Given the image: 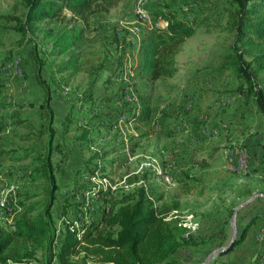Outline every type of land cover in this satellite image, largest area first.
<instances>
[{"label": "rangeland", "instance_id": "rangeland-1", "mask_svg": "<svg viewBox=\"0 0 264 264\" xmlns=\"http://www.w3.org/2000/svg\"><path fill=\"white\" fill-rule=\"evenodd\" d=\"M167 1L190 9L195 0H118L109 13L92 16L86 25V42L75 52L88 70L106 68L102 83L95 90L96 97H101V110L109 112L102 105L104 97L117 94L124 100L115 99L109 104L112 109L118 108L113 129L97 127L91 136L92 143L82 145L78 140L82 134L76 124L64 134V120L72 101L86 89L90 77L73 71L60 76L59 67L69 61V56L52 55L53 42L45 40L44 32L53 24L41 22L37 30L23 38L6 20L25 12L23 1L0 0V119L7 121L6 132L0 134V151L9 153L0 161L1 224L7 227L12 224L20 199L28 194L35 195L34 200L44 201L46 191L44 181L34 173L35 158L45 152L49 138L45 113L41 110L44 94L36 78L34 46L46 62L44 77L48 80L55 74L62 85L52 100L55 112L53 157L61 187L53 208L56 227L62 228L61 215L65 207L74 206L76 212L72 221L77 229L83 223L99 220L112 202L120 201L145 185L154 189L153 199L161 195L164 199L161 203H179V210L170 216L175 215L189 233L206 239L216 231L214 226L229 218L228 211L234 202L239 203V208L258 195L243 202L237 192L249 184L264 185L261 147L264 115L257 111L253 101L243 102L237 93L239 81L234 73L220 75L212 70L232 55L234 35L224 30L228 23L224 0H204L203 14L198 15L196 10L190 15L197 17L200 26L183 46L178 56L179 72L174 78L147 86L134 78L133 65L138 61L143 31L155 28L150 29L149 24L165 26L164 22L157 23L148 10L154 13ZM65 14L71 16L68 12ZM120 56L122 67L118 68ZM111 73L117 75L111 77ZM201 75L209 77L210 86L204 85ZM109 77L113 83L105 84ZM55 88L58 87L54 85ZM142 98L147 101L145 107L151 109V119L131 123L132 114L144 107ZM75 114L81 117L78 126L85 125V113L75 111ZM23 118L25 123H20ZM195 118L204 135L202 138L191 133V121ZM216 123L221 130L215 128ZM96 152L106 154L110 162L100 166L104 172L89 179L94 185L92 192L87 190L75 195L78 184L88 181L79 170ZM25 156L28 159L25 160ZM101 189L108 193L106 201L109 203L100 197ZM258 198L262 201L254 199L249 208L246 206L237 212L234 221L233 216L230 218L222 247L207 244L185 251L176 264L253 263L264 254L263 221L257 222L240 247L226 255H218V252L231 243L234 227L239 235L251 218L264 216V197ZM216 254L218 256L212 259ZM208 259L211 260L206 263Z\"/></svg>", "mask_w": 264, "mask_h": 264}, {"label": "trees", "instance_id": "trees-1", "mask_svg": "<svg viewBox=\"0 0 264 264\" xmlns=\"http://www.w3.org/2000/svg\"><path fill=\"white\" fill-rule=\"evenodd\" d=\"M22 1L25 12L21 16L8 17L6 20L9 27L26 38L37 30L39 23L44 21L52 23L53 27L44 32L45 40L53 42L52 55L69 56V61L59 67V75L64 76L65 72L73 71L74 74L83 72L86 77H90L86 89L80 95H76L71 103L64 120V134H68L72 125L76 124L82 134L78 140L83 142L82 145L91 144L92 133L97 127L113 129L118 108L112 109L110 103L115 99L121 101L124 98L117 94L114 97H104L102 105L109 112L101 110L99 102L101 97H96L95 90L102 83L103 71L106 68L88 70L75 51L86 42V25L91 17L109 13L117 5L118 0ZM192 3L194 6L190 9L176 7L169 1L160 5L154 13L147 9L157 23L164 22L165 26L143 31L138 61L133 65L135 80L147 86L149 83L164 82L177 75L178 56L200 26L197 17L192 18L190 15L195 14L196 10L198 15L203 14L201 10L206 5L204 0H195ZM223 4L227 6L228 17L224 30L234 35L232 55L227 58L228 61L212 70L220 75L225 72L234 73L239 81L238 95L247 104L253 101L257 111L264 115V0H224ZM114 35L118 42V36L116 33ZM33 48L36 78L44 94L41 110L45 113L49 134L45 152L35 158L34 173L42 178L46 191L44 201L34 200L35 195L28 194L25 199H20L9 227L0 223V264H89L90 261L93 264H176L178 257L183 256L185 251L199 249L207 244L222 247L227 239L226 229L230 218L239 203H233L228 211L229 218L224 223L214 226L216 230L214 233L206 239H200L194 235L195 233H189L175 215L170 216L175 210H179V203L172 205L161 203L164 200L161 195L159 199H153L154 189L150 190L145 185L124 196L120 201L112 202L99 220L83 223L77 229L74 220L72 221V215L76 212L74 206L65 207L63 216L61 215L62 228L56 227L53 208L61 187L53 157L55 112L52 100L53 96L60 92L58 89L62 85L61 80L57 81L55 74L48 80L44 77L46 62L40 58L38 48L35 46ZM121 67L120 56L118 68ZM111 74V77L117 75ZM104 83L113 82L109 77ZM54 85L58 88L54 89ZM1 98L0 92V100ZM146 102L143 99L144 107L139 113L135 111L129 122L140 123L151 119V109L145 107ZM75 111L85 113L83 115L85 125L78 126L81 117L77 116ZM20 120V123H25L24 118ZM191 123L193 136L204 137L198 119H193ZM6 130L7 121L0 119V134ZM261 147L264 150V138ZM6 155L9 153L0 151V161ZM26 156L25 160L28 159ZM109 162L106 160V154L94 153L85 162L84 168L79 170L82 177L88 181L78 184L74 194L78 195L87 190L92 192L94 185L89 179L98 172H104L105 169L100 166ZM256 186L249 184L243 187L237 192V197L245 202L246 198L250 199L254 194H264V185ZM98 193L104 198L105 203H109L106 201L108 193L102 189ZM261 201V198L255 200ZM71 209L72 214L69 212ZM258 221L264 222V216L256 215L245 223L231 251L246 242L250 230ZM220 224L223 226L220 227ZM71 227H74L75 231H72ZM39 254L42 255L41 258ZM251 264H264V254Z\"/></svg>", "mask_w": 264, "mask_h": 264}, {"label": "water", "instance_id": "water-1", "mask_svg": "<svg viewBox=\"0 0 264 264\" xmlns=\"http://www.w3.org/2000/svg\"><path fill=\"white\" fill-rule=\"evenodd\" d=\"M258 197H264V195H263V194L255 195L252 199H250L249 201H247V202H245L243 205H241L239 208H237L236 211H235V213H234V215H233L232 221H234V217L236 216L237 212H238L240 209L245 208L246 206L249 205L250 202H252L254 199H256V198H258ZM234 229H235V235H234V237H233L231 243H230L226 248H224L222 251H219V252H218V255H220V254H222V253H225V252H228V251L233 247V245H234V241H235V239H236L237 236H238V235H237V234H238L237 228L234 227ZM218 255L216 254L212 259L216 258V256H218ZM209 260H211V259H208V260L206 261V263H207Z\"/></svg>", "mask_w": 264, "mask_h": 264}, {"label": "crops", "instance_id": "crops-1", "mask_svg": "<svg viewBox=\"0 0 264 264\" xmlns=\"http://www.w3.org/2000/svg\"><path fill=\"white\" fill-rule=\"evenodd\" d=\"M222 75H223V74H222ZM200 78H201L200 80H203V79H204V81H203L204 85H208V86H210L209 83H207V82H209V81H208V80H209V79H208V78H209L208 76L201 75ZM219 89H221V88H219ZM223 101H224V100H223ZM226 102H227V100H226ZM216 124H217V125H215V128H216V129H217V128H218V129L220 128V130H221V126H220L218 123H216ZM219 126H220V127H219ZM225 126H226V125H225ZM229 127H231V125H229ZM226 132H228V131H226ZM263 195H264V194H263Z\"/></svg>", "mask_w": 264, "mask_h": 264}, {"label": "built area", "instance_id": "built-area-1", "mask_svg": "<svg viewBox=\"0 0 264 264\" xmlns=\"http://www.w3.org/2000/svg\"><path fill=\"white\" fill-rule=\"evenodd\" d=\"M138 13V11H136ZM158 24H149V28L152 29V27H157Z\"/></svg>", "mask_w": 264, "mask_h": 264}, {"label": "bare ground", "instance_id": "bare-ground-1", "mask_svg": "<svg viewBox=\"0 0 264 264\" xmlns=\"http://www.w3.org/2000/svg\"><path fill=\"white\" fill-rule=\"evenodd\" d=\"M145 20V19H144Z\"/></svg>", "mask_w": 264, "mask_h": 264}]
</instances>
